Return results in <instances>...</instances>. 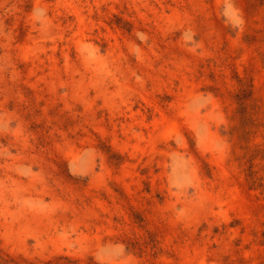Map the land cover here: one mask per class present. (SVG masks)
<instances>
[{
  "label": "rangeland",
  "instance_id": "rangeland-1",
  "mask_svg": "<svg viewBox=\"0 0 264 264\" xmlns=\"http://www.w3.org/2000/svg\"><path fill=\"white\" fill-rule=\"evenodd\" d=\"M0 264H264V0H0Z\"/></svg>",
  "mask_w": 264,
  "mask_h": 264
}]
</instances>
